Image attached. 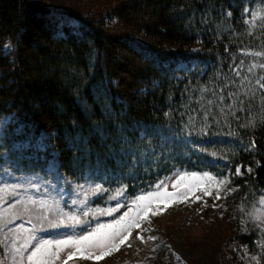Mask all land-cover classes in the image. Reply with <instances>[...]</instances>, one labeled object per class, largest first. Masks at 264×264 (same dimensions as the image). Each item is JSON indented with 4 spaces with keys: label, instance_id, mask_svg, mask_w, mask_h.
<instances>
[{
    "label": "trees",
    "instance_id": "16d2710c",
    "mask_svg": "<svg viewBox=\"0 0 264 264\" xmlns=\"http://www.w3.org/2000/svg\"><path fill=\"white\" fill-rule=\"evenodd\" d=\"M93 2L83 13L0 0V119L10 117L0 154L16 159L17 140L39 137L66 180L101 185L87 206L61 209L66 218L93 220L95 207L107 211L175 171L226 178V212L252 247L261 232L251 214L264 197V90L233 71L240 49L264 52V27L249 31L241 16L248 0ZM187 61L195 66L179 67ZM40 167L38 159L28 171ZM164 249L153 264L171 261Z\"/></svg>",
    "mask_w": 264,
    "mask_h": 264
},
{
    "label": "rangeland",
    "instance_id": "374dc122",
    "mask_svg": "<svg viewBox=\"0 0 264 264\" xmlns=\"http://www.w3.org/2000/svg\"><path fill=\"white\" fill-rule=\"evenodd\" d=\"M36 1L56 10L69 9L90 13L97 9L93 0ZM241 16L249 31L263 28L264 0H248ZM133 37L145 45L151 41L143 33H134ZM200 45V43L195 44L193 49L199 48ZM262 53L264 52L252 48L240 49L233 64V69L239 72V75L236 74V76L252 81L253 84L259 86L256 84V80L264 77V69L259 67V65H264V55H260ZM238 65L240 67H237ZM194 66L195 62L187 61L179 67L192 69ZM249 68H251V72H249ZM234 72L236 73V71ZM263 81L264 79L261 80L262 83ZM9 123V116L0 119V140L7 132ZM17 129L18 127H12L13 132H17ZM202 145V142L196 143L195 148L198 149ZM49 147L47 142L38 137L23 141L17 140L12 147L16 159L9 157L5 152L0 154V197H3V203H0V216L6 220L10 219L7 214L8 205L13 199L19 200L21 197L24 198L23 205L33 209L32 215H25L23 218L17 217L8 224V228H12L18 223H24L31 229L32 224H35L38 237L45 239H59L64 235H82L84 231L91 230L96 222L106 223L119 219L125 212H128L131 217H136L138 209L137 204L133 201H136L138 196L144 194L146 199H149L151 197L147 196L148 193H163L165 187L167 191H173V181H176L182 173L185 174L182 183L200 180L207 184L208 190L212 192V195L208 196L203 189L195 188L187 199L170 200L167 206L160 204L159 208H162L163 211H159L153 204L151 205L153 211L147 217L137 221L141 227L139 229L133 227L124 244L112 249L100 260L85 259L77 254L68 260V264H153L157 247L160 245L165 248V253L171 254L172 258L168 264H264V203L260 201L252 210L253 221L256 226H259L261 235L250 247L236 237L237 225L226 212L224 200L232 187L226 178H219L210 173V177H215V180L209 183L208 179L203 176L205 172H196L200 175L193 178L191 176L193 172L176 171L164 183L149 191L135 196L122 195L121 201H115V205L117 202L121 204L119 209H116L115 205L107 211L95 207L96 212L93 215L98 216L97 218L85 220L79 216L82 221L88 222L87 225L61 224L58 228L41 229L39 226L41 220L46 222L47 219H52L55 221L61 215V209L87 206V199H92L95 188L93 182L76 183L66 180L58 170V162L54 153L51 152V155H47ZM38 159L42 162V167L32 172L28 171ZM208 161L212 164H222L215 158ZM33 177H35L33 183L40 184L42 187L30 188L27 186L26 180ZM16 183L25 185L23 188L16 189V193L19 195L13 196L11 189L3 188L5 184ZM176 188L181 193L184 192L179 183ZM217 192L219 198H217ZM196 196H200L201 199L197 200ZM30 197L36 201L45 200L47 207L43 209V215H41L39 204H33L29 200ZM82 200L84 203H81ZM84 212H88V210L86 209ZM246 218L245 220H247ZM29 219H31V224L28 223ZM238 231L241 232V229ZM141 236L144 239H140ZM151 237H156V239L153 240ZM6 238L9 241V247H11V234L7 229L0 228V260L6 261V264H14L11 253L5 252ZM66 256L67 250L61 253L62 260ZM167 257L165 256V259L169 260ZM62 260L58 264H62Z\"/></svg>",
    "mask_w": 264,
    "mask_h": 264
},
{
    "label": "snow or ice",
    "instance_id": "6c2138e0",
    "mask_svg": "<svg viewBox=\"0 0 264 264\" xmlns=\"http://www.w3.org/2000/svg\"><path fill=\"white\" fill-rule=\"evenodd\" d=\"M247 11V9H245ZM264 55V53L260 54ZM237 67H240L239 65ZM261 69H264V65H259ZM236 74L239 75V72L236 69ZM249 72H251V68H249ZM261 79L256 80V84L259 85L261 90H264V83L261 82ZM234 93L229 92L228 97H234ZM219 99L221 101L225 100L224 95H220ZM243 104V101L240 102ZM228 107H233V105H228ZM223 111V109H221ZM209 115L208 112H205V116ZM191 119V118H190ZM18 123V121H17ZM187 128L188 125H185ZM22 129V126H19L16 130L17 133ZM206 132V127L200 129V134H204ZM190 135V134H189ZM254 143V142H253ZM250 172L251 169L249 168ZM236 175H242L241 166L236 165L235 168ZM184 173H182L179 177H177L176 181H173V191L165 190L163 193H148L147 196L151 197L146 199L144 194H141L137 197L136 201L133 203L137 204L138 213L136 217L129 216L128 212H125L119 219L110 220L108 222H96L95 226L91 228V230L84 231L82 235H64L59 239H45L43 237H38L37 235V226L32 224L31 229L24 224L18 223L15 224L14 227L8 228V224L11 223L12 220L17 219V217L23 218L25 215H32L33 209L28 208L26 205H23L24 198L21 197L19 200L13 199L11 204L8 205V216L10 219H4L3 216H0V228L7 229L8 233L11 234L10 244L6 238L4 242L5 252L11 253L12 260L14 264H58L62 260L61 253L67 250L66 258H63L62 264H68V260L75 257L77 254L80 257L90 260H100L105 255L109 254L110 251L114 248H118L119 245L124 244L131 233L133 227L139 229L141 224L137 222L139 219H143L149 215L153 211L151 205L155 204L159 211H163L162 208H159L160 204L168 205L170 200L176 199H187L188 195H190L195 188H201L204 190L205 194L208 196L212 195V192L208 190V185L203 181L195 180L194 182L182 183L184 179ZM200 174L193 172L191 176L193 178L198 177ZM203 176L208 179L209 183L215 180V177H210V174L205 172ZM35 177L26 180V184L30 188H40L42 185L33 183ZM179 183L180 188L184 189V192L181 193L176 185ZM25 185L22 183L16 184H5L3 185L4 189H11V194L13 196L19 195L16 193L17 188H23ZM95 190L97 192L103 191L100 184L95 185ZM229 191H232L229 189ZM87 195V194H85ZM122 195V194H118ZM217 198H219V193L217 192ZM197 200H200V196H196ZM261 203H264V197H261ZM29 200L33 204H39L41 209V215H43V209L47 207L45 200L36 201L31 197ZM139 202V203H138ZM0 203H3V197H0ZM81 203H84L82 200ZM142 203V206H141ZM116 209L121 208V204L119 202L115 205ZM84 215H88L87 212ZM31 224V219L28 221ZM73 225H87V221H82L79 216L75 214H71L65 218L63 214H61L55 221L52 219L41 220L40 228H58L61 224ZM139 235V234H138ZM140 239H144V237H140ZM151 239L155 240L156 237H151ZM74 250V251H73ZM255 259V257H253ZM0 264H6V261L0 260Z\"/></svg>",
    "mask_w": 264,
    "mask_h": 264
}]
</instances>
